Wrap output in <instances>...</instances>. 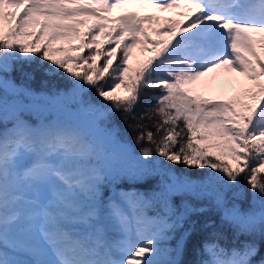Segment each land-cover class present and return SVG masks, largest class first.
Segmentation results:
<instances>
[{
	"label": "snow or ice",
	"instance_id": "1",
	"mask_svg": "<svg viewBox=\"0 0 264 264\" xmlns=\"http://www.w3.org/2000/svg\"><path fill=\"white\" fill-rule=\"evenodd\" d=\"M148 9L183 19L160 25ZM137 46L152 55L134 67ZM9 61L63 72L69 88L37 94L0 75V123L10 124L0 130V264H181L196 225L189 218L208 206H177V196L208 199L238 235L264 234V0H0V71ZM220 69L245 78L230 99L203 94ZM93 91L99 103L85 100ZM21 95L76 98L71 110L85 119L32 123ZM155 177L146 191L115 187ZM241 179L252 192L248 211L226 198L233 186L241 197ZM203 251L211 259L202 264H253L258 246L206 240Z\"/></svg>",
	"mask_w": 264,
	"mask_h": 264
},
{
	"label": "trees",
	"instance_id": "2",
	"mask_svg": "<svg viewBox=\"0 0 264 264\" xmlns=\"http://www.w3.org/2000/svg\"><path fill=\"white\" fill-rule=\"evenodd\" d=\"M120 9H118V12ZM179 10H165L159 11L156 9H148L146 12L154 13L155 15L161 17L160 25H163L164 18L172 17L174 19H183V17L179 16ZM118 14V13H117ZM147 23V22H146ZM154 39L163 38L157 37L155 34H152ZM101 39H103L101 37ZM78 41H73V43ZM60 43H65L64 41H54L53 46H59ZM151 47V45H149ZM74 54V53H70ZM87 54V50H85V55ZM57 56L64 55V53H56ZM150 55H152L149 51H142L139 46L132 50V54L129 59V63L132 66H136L139 63H142L146 60ZM101 64L103 61H99ZM118 62V57H117ZM38 61L29 65L27 62L22 61H9L10 71L4 72L0 71V75H5L10 77V79L17 85L23 86V88L31 90L34 93L40 94L45 93L48 95H52L54 89L56 91H67L69 88V81L65 74L61 72L59 75L55 76H46L42 69L37 67ZM48 64L45 62L44 67H47ZM23 73H32V78L24 76ZM264 79V78H262ZM46 82V83H45ZM0 94H2V90H0ZM117 94L125 95L126 92L123 87L117 90ZM85 100L91 99L92 102L99 103V98L96 97L95 92H91L85 95ZM19 99L28 106V111L24 113V118L29 120L32 123H36L41 120H52L59 119L62 122H76L74 120V116L78 113H75L71 109H74L76 104L75 101L71 105H65L63 99H59L56 101H51L43 98H31L29 96L21 95ZM56 103H60V107H56ZM144 101L141 102V108L143 107ZM70 112V113H69ZM73 115V116H71ZM80 115V114H78ZM113 123L120 129L119 135L121 138L127 136L128 140H132L131 133L128 131V127L125 122L120 118V113H115L112 116ZM8 124V118L5 117L4 121L0 123V130H2L3 126ZM10 127V124H8ZM111 126V125H110ZM135 146V145H134ZM138 151V149H137ZM234 163V162H233ZM178 172H185L186 170L182 167H177ZM187 174L191 175L193 178L202 177L205 173L202 170H187ZM159 177H155L149 179L145 182H133L129 180H120L116 182V189H124L129 190L132 188L139 189L141 191H146L153 188ZM239 188L243 190L242 195L239 199L233 198V193L238 189L236 186H233L231 190L226 193V198L229 201V205L232 203L238 204L242 211H248L253 208L252 203V192L247 185V183L241 179L239 181ZM103 196L107 199L112 193V187L108 186L102 190ZM259 199V197H257ZM182 200H187L189 203L195 206H208V211L201 213H194L190 216V220H194L196 222L195 230L192 235L188 238L184 245L183 255L180 257L181 264H202L205 260H210V256L203 251L204 242L210 241L218 243L221 247L231 250L232 248H240L244 242L254 243L258 246V253L254 257H252L253 264H259V262L264 259V234L260 232H256L253 234H239L238 229L233 225L229 224L226 221H222L221 213L216 211L214 207L210 204L208 199L198 200L191 196L186 197H174L173 203L179 206ZM179 211V207L177 209ZM255 210H259V205L255 206ZM152 214V213H150ZM210 223V227H204L205 224ZM189 222H185L183 228H179L175 231V238L168 241V245L171 247H175L177 240L180 239L181 234L184 232L186 228H188ZM215 233V235H213ZM199 249V254L197 250Z\"/></svg>",
	"mask_w": 264,
	"mask_h": 264
},
{
	"label": "rangeland",
	"instance_id": "3",
	"mask_svg": "<svg viewBox=\"0 0 264 264\" xmlns=\"http://www.w3.org/2000/svg\"><path fill=\"white\" fill-rule=\"evenodd\" d=\"M118 9H113L110 15H116ZM209 81L210 87L203 90V94L214 99H230L238 91V83L244 82L245 78L240 73H231L226 70H215L213 73H209L205 78ZM220 81V82H219ZM75 101V98H63L65 105H71ZM60 103H56V107H60ZM70 113V112H69ZM74 120L83 121V116L75 115Z\"/></svg>",
	"mask_w": 264,
	"mask_h": 264
},
{
	"label": "bare ground",
	"instance_id": "4",
	"mask_svg": "<svg viewBox=\"0 0 264 264\" xmlns=\"http://www.w3.org/2000/svg\"><path fill=\"white\" fill-rule=\"evenodd\" d=\"M220 82V81H219Z\"/></svg>",
	"mask_w": 264,
	"mask_h": 264
}]
</instances>
